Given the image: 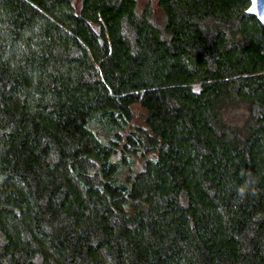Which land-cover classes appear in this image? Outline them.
I'll use <instances>...</instances> for the list:
<instances>
[{"label":"trees","instance_id":"trees-1","mask_svg":"<svg viewBox=\"0 0 264 264\" xmlns=\"http://www.w3.org/2000/svg\"><path fill=\"white\" fill-rule=\"evenodd\" d=\"M248 5L0 0V264H264Z\"/></svg>","mask_w":264,"mask_h":264},{"label":"rangeland","instance_id":"rangeland-1","mask_svg":"<svg viewBox=\"0 0 264 264\" xmlns=\"http://www.w3.org/2000/svg\"><path fill=\"white\" fill-rule=\"evenodd\" d=\"M134 109V121L137 124H143L144 110L139 107L137 103L133 104ZM246 115V107L244 104H236L229 106L225 111V117L228 121L234 123H240Z\"/></svg>","mask_w":264,"mask_h":264},{"label":"water","instance_id":"water-1","mask_svg":"<svg viewBox=\"0 0 264 264\" xmlns=\"http://www.w3.org/2000/svg\"><path fill=\"white\" fill-rule=\"evenodd\" d=\"M245 12L254 15L264 28V0H249Z\"/></svg>","mask_w":264,"mask_h":264}]
</instances>
